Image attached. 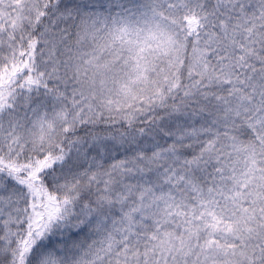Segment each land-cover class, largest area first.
<instances>
[{"label":"snow or ice","instance_id":"6c2138e0","mask_svg":"<svg viewBox=\"0 0 264 264\" xmlns=\"http://www.w3.org/2000/svg\"><path fill=\"white\" fill-rule=\"evenodd\" d=\"M0 264H264V0H0Z\"/></svg>","mask_w":264,"mask_h":264}]
</instances>
